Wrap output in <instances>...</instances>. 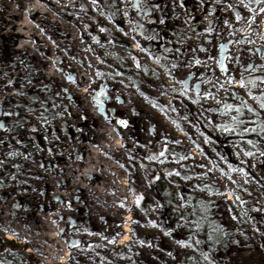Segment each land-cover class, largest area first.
Instances as JSON below:
<instances>
[{
    "label": "rangeland",
    "instance_id": "rangeland-1",
    "mask_svg": "<svg viewBox=\"0 0 264 264\" xmlns=\"http://www.w3.org/2000/svg\"><path fill=\"white\" fill-rule=\"evenodd\" d=\"M98 2L39 0L44 12L22 11L14 18H25L31 27L23 48L16 47L23 36L8 21L13 1L0 5V264H49L27 238L13 231V238H6L8 230L1 225L4 213H56L48 203L66 204L72 211L60 218L65 227L58 228L62 249L54 264H177L180 258L185 264H264V109L255 99L264 95V82L235 84L242 77H264V12L259 11L264 3L249 5L250 12L240 0H140L136 8L131 6L135 0H116L113 20ZM133 22L142 27L133 30ZM221 57L226 71L217 63ZM188 62L191 70L179 77L177 68H189ZM90 69L93 79L86 81ZM38 76L42 79L34 80ZM159 78L175 91L163 90ZM101 89L98 109L93 97ZM125 90L140 95L141 106L129 104ZM149 92L160 93L165 105L153 106L146 99ZM32 97L41 102L32 104ZM80 97L87 102L85 110ZM226 104L233 107L225 109ZM17 114L24 124L13 129ZM105 115L115 140L131 153L129 208L118 221L91 218L81 200L65 202L47 183L50 168L61 165L57 157L68 164L76 143L93 145L88 135ZM121 119L127 124L116 123ZM250 127L256 131H244ZM158 180L175 202L161 203ZM184 194L212 203L214 218L227 232L223 244L210 249L187 235ZM14 219L23 230L31 223L28 215L8 222ZM80 230L90 239L78 236ZM100 231L106 237L92 241ZM124 233L128 241L118 244ZM111 234L112 244L105 246Z\"/></svg>",
    "mask_w": 264,
    "mask_h": 264
},
{
    "label": "bare ground",
    "instance_id": "bare-ground-1",
    "mask_svg": "<svg viewBox=\"0 0 264 264\" xmlns=\"http://www.w3.org/2000/svg\"><path fill=\"white\" fill-rule=\"evenodd\" d=\"M13 3L10 7V27H17V32L20 33L24 40L21 44H18L17 48H23L28 45V40L32 34L31 27L28 21L23 18L19 21H14V18L19 17L22 11H37L44 12L39 0H12ZM4 3V0H0V5ZM31 6L29 9L28 6ZM65 31L68 28L64 27ZM73 37V36H72ZM74 38V37H73ZM135 48H137L135 46ZM189 68L178 67L176 74L179 77H183L191 70V63H187ZM48 76L54 77L58 82L61 79L52 70H48ZM93 70L90 69L86 73V81L93 79ZM161 83V88L165 91H175L171 84H166L163 82L162 78H159ZM169 82V80H167ZM237 85L238 82H235ZM84 91V90H83ZM141 91V90H140ZM125 93L126 90H125ZM144 94V91H141ZM147 98L149 101L155 102V104H164L161 95L149 92ZM127 102L129 104H135L141 106L139 100H142L140 95H134L127 93ZM81 109L87 108V102L84 98L80 97ZM165 105V104H164ZM146 111L154 118L158 123L161 121L163 126L168 125V120L160 119L158 113L152 112V109H146ZM104 115V114H103ZM99 125L95 131L88 135L90 141L93 145L80 146L76 143L73 162L66 164L63 160L57 157V162L61 163L59 167L52 166L49 171V176H47V183L50 188H54L55 193L59 195V198L63 201L69 202L71 199H79L83 202L81 205L91 216L95 218L97 216L110 217L113 220L118 221L120 214L129 208L128 189L126 187L130 184L128 177H130L129 172V158L131 157L130 150L126 148L127 145L118 144L115 140L114 131L108 126V115L102 116ZM105 120H107L105 122ZM169 126V125H168ZM170 127V126H169ZM168 129L170 130L171 128ZM79 138H87L84 135H80ZM117 161V165L113 162ZM47 174L42 171L41 175ZM142 189L147 191V185L142 179H139L138 183ZM62 190H59V189ZM227 198L230 199L231 195L228 194ZM131 201V200H130ZM129 201V202H130ZM49 207L57 210L56 213L48 216L45 213H38L32 215V212H22L15 211L10 213H4L2 217V228L6 231V238H13L10 231H13L20 236L27 238L30 243L34 245V248L38 253L48 258L45 260L46 263L54 264L53 258H56L62 249L61 240L58 239V228L65 227V224L60 222V218L63 216H69L72 214L70 210L71 207L66 204H52L48 203ZM78 209V205L74 206ZM25 216L31 219V223H28V228L23 230L18 225V220L15 218L11 223L8 220L12 219L14 216ZM131 214L127 213L124 219L129 220ZM60 222V223H58ZM124 231L129 229V223L124 222L121 227ZM78 236L85 237V239H90L89 235H85L83 231H76ZM99 236L92 239L96 243L101 242V238L106 237L104 231L99 232ZM128 234L124 233L121 236V241L118 244H122L128 241ZM108 241L105 242V246H110L112 244L113 235L107 237ZM152 249H147V252H151ZM67 254V253H66ZM61 262L62 259H58Z\"/></svg>",
    "mask_w": 264,
    "mask_h": 264
},
{
    "label": "trees",
    "instance_id": "trees-1",
    "mask_svg": "<svg viewBox=\"0 0 264 264\" xmlns=\"http://www.w3.org/2000/svg\"><path fill=\"white\" fill-rule=\"evenodd\" d=\"M111 1L113 4V7H108L107 3ZM116 0H100V3L98 2L99 6H101L102 11L105 14L110 15V18L115 20L112 14H117L116 7H114ZM111 8V9H110ZM0 51L2 52V45L0 42ZM42 76L36 77L34 80H41ZM16 85L18 83L16 82ZM35 92H38L37 89H35ZM31 103L35 104L37 99L38 102L41 100L36 97L31 98ZM26 109L28 107L24 106ZM24 124L23 118H20V115H16L14 118V121H11V126L14 129L15 126H22ZM250 127L249 129H251ZM256 129V128H255ZM250 132H255L251 131ZM156 189L159 194V198L161 203H167L170 202H175L176 199H174V195L172 196L170 191L168 190L167 185L158 180L156 182ZM173 198V199H172ZM182 199L184 204L186 205L185 209V216L182 219L185 223H189L190 225L187 226V235L191 236V238H196L205 247L214 248L217 247L218 245H221L225 242V239L227 237V232L221 228L219 223L216 221V219L213 216V206L211 202H206V201H201L198 200L195 196L190 195V194H184L182 195ZM21 253H23L22 249L20 250ZM186 261L184 258L177 259V264H185Z\"/></svg>",
    "mask_w": 264,
    "mask_h": 264
},
{
    "label": "snow or ice",
    "instance_id": "snow-or-ice-1",
    "mask_svg": "<svg viewBox=\"0 0 264 264\" xmlns=\"http://www.w3.org/2000/svg\"><path fill=\"white\" fill-rule=\"evenodd\" d=\"M92 2L95 4L96 3V0H92ZM240 3L243 4V6L245 8H248V10L251 12L252 11V8L249 5H251V4L260 5V4L264 3V0H248V3H244V0H240ZM139 5H140V0H135V2L131 6L134 7V8H136V7H139ZM28 7H29V9L31 8L30 5ZM229 7H231V5H229ZM259 11L260 12H264V7H261L259 9ZM125 15H127V14H125ZM236 19L237 20H240L241 19V16H240V14L238 12L236 13ZM249 19L251 20V19H253V17L250 16ZM133 23H134V29L133 30H135L136 27H142V26H139V25H135V22H133ZM225 23H227V21H225ZM101 30L103 31V29H101ZM206 31H210V29H206ZM148 38L149 39H152L153 37H148ZM262 39H264V37H262ZM240 42H242V41H240ZM141 50L143 51L144 49H141ZM260 51H261V55H264V49H261ZM157 59H159V58H157ZM196 63H199V61H196ZM217 63L219 64V66H220V68H221L222 71H226L225 65L223 63V57H221V59L219 61H217ZM137 66H139V65H137ZM173 67H175V65H173ZM248 67L250 69H252L255 66L252 65V64H250ZM97 75H99V73H97ZM68 79L69 80H72L74 82V80H73V78L71 76H69ZM256 80H259L261 82H264V77L258 76L255 79L249 78L247 81L242 77L238 81V83L240 84V86L243 87V86H245L246 83L247 84H254L256 82ZM229 82L230 83L232 82L231 78H229ZM180 83H181V85L183 86L184 89H187V84H186L185 81L181 80ZM102 94H103V89H101V91L98 92V93H96L95 96L93 97V99L95 100V103H96L98 109L99 108H102V106H103V101L98 98ZM205 95L207 96L208 93H205ZM255 99L259 102V107L261 109H264V95L256 96ZM149 102L153 103V106H156L155 102H153V101H149ZM232 107H233V105H228V104L224 105V108L225 109H231ZM244 107H247L250 112L251 111H254L250 106H248L246 104L244 105ZM236 111L239 112L240 109L237 108ZM235 119H236V117H233V121H235ZM116 123L117 124H120V125H126L127 124V121L121 119V120H117ZM224 130L227 131L228 128L225 127ZM249 130L256 131L255 128H252V129L245 128L244 129L245 132H247ZM261 131L264 132V128H261ZM249 143H251V141H249ZM262 154H264V153H262ZM10 155H11V153H10ZM161 155H163V153H161ZM245 155L251 156L252 153L251 152H246ZM148 158L149 159H155L154 156H150ZM230 170H232L231 167H230ZM240 171H243V169H240ZM177 175H178V173H177ZM236 199L237 200H240L241 203H243V201L241 200V197L239 195H236ZM139 200H140V197H137L136 198V203L137 204H139ZM205 259H207V256H205Z\"/></svg>",
    "mask_w": 264,
    "mask_h": 264
}]
</instances>
